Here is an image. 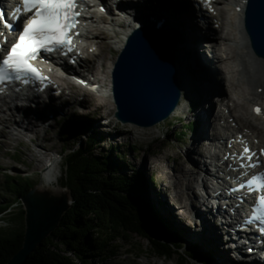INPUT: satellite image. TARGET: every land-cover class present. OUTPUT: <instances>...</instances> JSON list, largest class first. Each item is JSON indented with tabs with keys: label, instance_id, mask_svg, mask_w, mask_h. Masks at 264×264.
Listing matches in <instances>:
<instances>
[{
	"label": "bare ground",
	"instance_id": "obj_1",
	"mask_svg": "<svg viewBox=\"0 0 264 264\" xmlns=\"http://www.w3.org/2000/svg\"><path fill=\"white\" fill-rule=\"evenodd\" d=\"M196 1L200 2L203 12L198 22L196 21L195 9L192 10L190 4L186 3L185 0H183L184 5L177 4L172 0H127L119 4L120 10L123 11L122 14H115L108 10L101 11L103 3L94 5L89 16L84 17L85 25L80 27L82 29L80 30V36L83 37L85 42H81L77 46L78 51L75 53L78 58L75 63L77 67L71 66L67 61L70 53L62 58L63 62L57 66V69H46L45 72H41L43 76L48 78L46 81L50 83L43 91L45 93L44 98H30L16 106L15 109L11 107H7L5 110L0 109V146H7L12 140L24 143L23 136H29V140L36 142V152L34 153L27 145H24L18 152L10 153V158L18 160L20 158L19 153L30 154V159L34 161L35 167L42 171V188L49 187L57 192L61 191V189L55 187L58 181L55 172L60 164L56 157L50 155L52 148L45 144V141L49 139V134L45 133L40 139L37 137L39 131L37 120H40V125L45 129L44 125L47 123L48 116L51 119V124L56 125V119L59 120L61 117L64 118L70 115L69 118L71 119H68V121L74 124L76 120H79L78 117L83 115L82 112L88 110L87 106H91L97 118L110 115L116 107L103 94L107 93L113 99L112 64L115 59L109 61V53L113 52V41L117 43L115 49L119 50L122 48L125 38L129 37L139 27L137 24L140 26H145L148 23L156 25L166 32V36L173 41L176 54L173 49L172 53L176 65L178 56L182 61L184 75L179 66H176L179 71L178 78L182 96H185L192 106H194V99L197 101V105L194 106L195 110L192 111L195 130H193L191 136L192 144L185 152L186 159L181 162L178 156L174 157L176 160L172 165L173 175H168L165 171L166 168L168 169L171 166L170 164L161 165L166 177H177V184L169 185V187L175 189L174 197H172L175 201L174 205L182 208L180 214H182V217L187 218L189 227L196 231L191 232L194 234V240H197V243L203 242L202 249L211 260L216 259L217 261L221 260L224 264H232L237 259L243 260L241 264H255V260L251 259L249 255H245L249 249L248 247L243 248L245 251H240L235 250L231 245H224V239L226 238L222 236V229H224L223 225L227 218L214 223L211 217L202 213V205H206L205 197L203 196L201 202L196 201L193 192L184 193L180 187L185 186L187 189L194 187L196 189L199 184V175H195L192 164L196 162L195 154L201 148H209L211 153L210 148L213 147V144L208 139L203 140V138L210 134L209 131L213 129L212 123L217 121L214 118L217 113L212 108L214 102L219 99L213 96L225 92L226 86L233 89L239 100L232 98V102L227 106V110L235 120L234 124L223 122L222 126L228 130V133L239 130L243 136L250 137L254 148L253 152L251 149V153L256 154L254 158L261 148H264V59L256 58L253 54L242 28L243 8L246 1L211 0L210 7L205 0ZM5 2H8V0H5ZM106 7L108 8V6ZM107 14L108 16H106ZM127 18L131 19L132 22H129ZM195 26L197 29L194 28ZM91 45H94V47L92 48ZM204 46H208V49L203 53ZM176 55L178 56L176 57ZM76 79L83 80L87 85L92 83L95 86L91 89L92 84L86 86L84 83L75 81ZM50 89H54L55 92H50ZM94 89L100 92L99 96L93 92ZM38 96H40L39 93ZM185 98L177 106L176 112L185 109ZM57 103L65 104L66 114L55 116L54 112L57 113L60 108ZM76 104L82 105L84 109L79 110L75 107ZM257 107L261 109V115L255 113L254 109ZM220 110L223 111L226 108L223 107ZM176 112L172 114L176 118L174 123L180 119L175 116ZM255 120L261 121L262 126H256ZM110 123H113L112 120L107 119L106 124ZM216 124L218 126L220 123ZM83 126V123H80L79 127L83 128ZM174 126L176 125L174 124ZM79 127L77 126L78 129ZM97 128L99 130V127ZM114 128L115 132L123 131L122 128L116 126ZM251 128L258 135H254ZM48 130L45 129L44 132H48ZM231 140H233V136H231ZM254 140L260 141L262 144H257ZM215 149L216 147L213 150L215 151ZM6 151L8 152V150ZM147 161L146 158L140 161L141 167H139L138 172L140 178L136 181V189L139 186L141 189L136 190V193L152 207H154L153 204L156 201L161 202L157 205L165 212L166 216H169L168 213H170L172 207L162 201H167L166 195H154V192L144 182L145 180L141 178L143 174L140 171L150 165V162L147 163ZM127 164L130 165L131 162L126 160L124 166H127ZM50 172L55 177L54 182L46 183L43 177ZM189 173L194 175L193 179L188 180L185 178ZM158 210L156 206L157 217L160 216H158ZM158 220L160 219L158 218ZM160 223L167 225L165 221H160ZM229 227H232V225H229ZM177 229L179 230L178 227ZM169 230L174 233V226L171 225ZM224 230L226 231V229ZM190 235L189 233L188 236ZM149 237L144 236V239L151 244ZM183 238L186 239V237ZM187 239L193 242V239L188 237ZM233 251L235 252V259L231 256ZM185 254L189 256L191 253L185 252ZM207 259L203 258V260ZM164 262L168 264V262ZM137 264L160 263L151 261L145 255L141 263Z\"/></svg>",
	"mask_w": 264,
	"mask_h": 264
},
{
	"label": "trees",
	"instance_id": "obj_2",
	"mask_svg": "<svg viewBox=\"0 0 264 264\" xmlns=\"http://www.w3.org/2000/svg\"><path fill=\"white\" fill-rule=\"evenodd\" d=\"M86 137L84 146L81 141L75 149L63 148L68 154L61 174L63 186L71 190V206L61 216L59 227L24 264H91L95 258L113 254L117 241H127L133 234L150 236V252L172 256V243L179 245L178 236L170 233L167 225L160 223L164 219L156 216L154 207L137 195L136 190L141 189H136L138 178H129L109 156L96 153L98 141L93 131ZM129 148L135 151L134 145ZM32 185L22 177L6 176L2 191L10 198L0 199V214L9 213L4 221L11 226H0V264H6L24 241L25 211L20 199ZM184 261L181 258L179 262Z\"/></svg>",
	"mask_w": 264,
	"mask_h": 264
},
{
	"label": "rangeland",
	"instance_id": "obj_3",
	"mask_svg": "<svg viewBox=\"0 0 264 264\" xmlns=\"http://www.w3.org/2000/svg\"><path fill=\"white\" fill-rule=\"evenodd\" d=\"M112 45H113L112 46L113 52L109 53L110 62L111 60L117 59L118 53L120 51L115 49V46L117 45L116 42L114 43L113 41ZM206 49H208V46H204L203 53ZM177 56L178 55H176V57ZM181 62L182 61L178 56L177 65L179 66L180 70L183 72L184 67ZM113 65L114 63L112 64V67ZM90 84L92 83H89V85ZM93 86L95 85L92 84L91 89L93 88ZM225 90H226L225 92H222L219 95H223V94L228 95L232 89L226 86ZM93 92L98 96L100 95V92H98L96 89H94ZM103 95L109 101H111V104L114 105L115 107L114 104L115 102L112 99V96L109 97L107 93ZM191 101L193 100L191 99ZM58 105L61 106L55 116L66 114L67 108H65V104L59 103ZM195 105H197V101L194 99V106ZM75 107L78 108L79 110L81 108L84 109L82 105L79 106L78 104H76ZM191 107L192 109L194 108L189 102V107L185 106L184 110L181 109L176 113L175 116L184 119V121H181V123L177 124L174 127L170 125L172 123V122L170 123L171 120L170 118L162 121L156 126L143 128L135 124H125L117 120L114 116L115 110L110 115H105L97 118L96 114L93 113V109L91 108V106H87L88 110L85 111L84 113L82 112L83 115L78 117L79 120H76V123L70 125L71 129L68 128V124L72 123L68 121V119L69 120L71 119L69 118L70 115L64 118L61 117L59 121L60 123L58 122L56 125L51 124L52 123L51 119L48 116L46 121L47 125H45V129H49L48 132H44L45 129L43 128V126L40 125V120H37L39 122L37 124L39 126L37 137L40 139L43 135H45V133L49 134L48 135L49 139L45 141L46 142L45 144L46 146L52 148V151H50V155L56 157L58 163H60V168L55 172L58 178L55 187H58L59 189L61 188V186H63V182H64L63 176L61 174V172H63L64 169V161H62V156H60L59 153H62V150H64L65 147L75 149L82 142H83L82 146H84V144L88 142V138L86 137V135L90 131H93L94 134H96V139L98 141L95 150L96 153L103 155L105 154L106 156H109L111 159L110 161L114 164V166L119 167L121 172H124V174L128 175L132 179L140 178L138 175V172L140 170L139 167H141L140 161L146 158V160H148L147 163L150 162V165L148 168H145L140 171V173L143 174L142 175L143 177L141 178L147 182L146 183L147 186L152 190V192H154V195H158V194H160V196L166 195L167 201L166 200H162V201L165 202L166 205L168 204V206L172 207V210L170 211L171 214H169V216L166 217H170L168 219H170V221L173 222L175 226L177 225V227L181 231L180 235L182 237H186V239L184 238L185 247H183V252L189 254L190 252L189 247H196L199 250V253L196 256H193V258L190 257L188 264H224L223 262H221V260L219 261L214 260L213 262L210 263H206V261L203 260V254H204V251L202 249L204 246L203 242L201 241L200 238H199V240L201 241L200 243H197V240H194L193 233L196 231H193V229L190 230L188 226L182 223V219H181L182 214H180L182 208H180L179 206H175L174 205L175 201L174 199H172L175 189L169 187V184L170 186L176 185L177 177H166V174L161 169V165L165 163L170 164L171 166L168 169L166 168L165 171L167 172L168 175H173L174 170L172 165L175 162L174 160H176L174 157L178 156L179 161L181 162L184 159H186L185 152L187 148H189L190 145L192 144L191 136L193 134V130H195L194 120H193L194 118H192ZM107 119L108 120L111 119L113 123L106 124ZM80 123H83V125H86V123L88 124L91 123L92 126H88V127L83 126V128H80L79 127ZM74 126H78L79 129L78 128L74 129L73 128ZM114 126L122 128L123 131L115 132ZM97 127H99V130ZM89 128H91V130H88ZM65 129L66 130L68 129V131H65ZM29 139H30L29 136H23L22 140H24V143H20L18 140L15 141L12 140V142H10L7 146L5 145L0 146V199L10 198L7 192L2 191L6 176L8 174L24 177L29 180H34L38 182L41 181L40 172L42 171L41 169H38V167H35L34 161L30 159L31 157L30 154L27 153L25 155V153H19L20 158H18V160L14 158H10L11 156L10 153L12 154L15 151L18 152V150H20L24 145H27L35 153L37 149L36 142H32ZM132 145H135L136 151H133L129 148V146ZM6 150H8V152ZM64 152L65 155L68 154V150ZM121 155H123L124 158ZM126 160L131 162L130 165L127 164V167L124 166L123 164V162L125 163ZM192 167L195 168L193 164ZM190 173L187 175L185 174L186 175L185 178L188 180H190L192 176V174ZM150 174L155 177V181L153 183H149L145 179L146 175L149 176ZM180 187L183 189L185 193H187L188 189L185 186H180ZM158 203L161 202L156 201V203H154L153 205L160 208L157 205ZM6 217L0 218V226H4V227L11 226L10 223H8V221H4L7 220ZM184 222L185 223L187 222L186 224H188L187 219H184ZM189 233L191 234L190 236H188ZM187 237L193 239V242H195V244L191 242L192 240H188ZM119 243L120 245L117 249L118 256L109 260H107L106 258L101 260L95 258L93 259L94 262L91 264L141 263L143 258H135V256L131 253V250L133 249V245L140 248L143 251L142 252L143 254H146V252L148 251L147 256L151 261L160 264H166L164 261L168 262V264H178L177 256L173 257L172 259H168L150 253L149 250L151 244L149 243V241L140 236H137L136 234L131 235V239H128L127 242H122V243L119 242ZM126 249H129V251H127ZM236 263H238V261L235 259L234 263L232 264H236Z\"/></svg>",
	"mask_w": 264,
	"mask_h": 264
},
{
	"label": "water",
	"instance_id": "obj_4",
	"mask_svg": "<svg viewBox=\"0 0 264 264\" xmlns=\"http://www.w3.org/2000/svg\"><path fill=\"white\" fill-rule=\"evenodd\" d=\"M245 14V26L254 49L264 57V0H248ZM171 48L169 38L157 29L141 28L132 34L119 53L112 73L118 119L150 127L175 111L182 90ZM41 183L31 186L20 199L25 211L24 241L6 264H24L59 227L61 216L71 206L69 188L61 186V191L57 192L42 188Z\"/></svg>",
	"mask_w": 264,
	"mask_h": 264
},
{
	"label": "snow or ice",
	"instance_id": "obj_5",
	"mask_svg": "<svg viewBox=\"0 0 264 264\" xmlns=\"http://www.w3.org/2000/svg\"><path fill=\"white\" fill-rule=\"evenodd\" d=\"M205 2L209 7L211 6V0H205ZM22 5L23 11L32 13V15L23 23L17 41L12 44L5 56L0 57V92L4 91V85L13 81L25 84L29 83L30 79L46 81L48 78L41 74L33 61L37 60L42 52L51 54L61 51L67 54L71 53L74 48L70 33L79 22L78 0H22ZM103 10L102 8L101 11ZM20 12L21 8L16 7L12 17L18 18ZM0 21H3V26L9 31H13V25L4 19L2 12H0ZM81 83L84 82L81 81ZM254 111L257 115H261L260 108L257 107ZM243 152L248 161H252L253 156L256 155L255 153L248 155L247 147L243 149ZM261 155H264V150H261ZM257 166L258 163L240 165L241 168H256ZM241 187L244 185L242 184ZM247 187L250 192H264V172L249 179ZM245 223L260 225L259 230L261 234H264V194L258 195L254 202L252 215Z\"/></svg>",
	"mask_w": 264,
	"mask_h": 264
},
{
	"label": "clouds",
	"instance_id": "obj_6",
	"mask_svg": "<svg viewBox=\"0 0 264 264\" xmlns=\"http://www.w3.org/2000/svg\"><path fill=\"white\" fill-rule=\"evenodd\" d=\"M54 178L55 177L51 172L43 177V179L45 180L46 183L54 182Z\"/></svg>",
	"mask_w": 264,
	"mask_h": 264
}]
</instances>
